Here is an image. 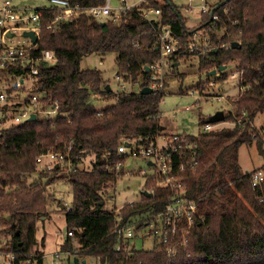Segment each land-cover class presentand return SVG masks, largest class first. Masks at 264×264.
I'll use <instances>...</instances> for the list:
<instances>
[{
  "label": "trees",
  "instance_id": "trees-1",
  "mask_svg": "<svg viewBox=\"0 0 264 264\" xmlns=\"http://www.w3.org/2000/svg\"><path fill=\"white\" fill-rule=\"evenodd\" d=\"M68 1L90 6L104 0ZM148 1L160 6L159 19H145L136 10L106 20L81 13L59 21L54 29L46 25L58 9L38 7L40 38L31 54L38 55L47 47L56 58L48 66H39L35 91L43 92L47 102L57 101L60 112L54 119L27 120L0 130V235L8 236L0 248L15 255V264H44L45 237L37 238V221L49 216L46 186L59 177L72 189L71 205L64 209L72 235L66 236L60 250L76 253V261L94 256L104 264H264V181L252 185V171H243L238 162L241 144H262L253 120L264 111V0H226L214 9L217 19L206 13L200 22L217 51L196 53L199 68H218L225 60L235 59L240 91L224 115V120L235 123L232 127L186 134L193 144L195 163L182 177L197 211L185 244H175L168 251L179 239L178 232L169 245L155 240L151 248H137L131 241L121 244L113 233L117 218L133 221L150 210L159 212L169 195L168 188L155 186L149 177L138 199L119 209L106 207V188L122 174L116 169L123 159L118 144L125 138L154 136L164 128L159 121L163 92H140L151 75L146 66L160 58L159 21L179 40L168 56L172 64L180 57L196 55L185 47V38L199 25L188 27L172 0ZM221 1L215 0L212 7ZM232 41L237 42L235 47ZM107 52L116 54L117 75L130 83L139 82L138 90L108 89L101 70L81 67L83 57ZM28 69L10 67L8 72ZM219 72L218 80L225 79L224 71ZM207 120L199 117L200 125ZM51 149L68 150L75 167L91 154V168L37 169L36 156ZM259 168L264 170V163ZM34 173L37 177L29 179ZM141 227L142 223L136 231Z\"/></svg>",
  "mask_w": 264,
  "mask_h": 264
},
{
  "label": "built area",
  "instance_id": "built-area-1",
  "mask_svg": "<svg viewBox=\"0 0 264 264\" xmlns=\"http://www.w3.org/2000/svg\"><path fill=\"white\" fill-rule=\"evenodd\" d=\"M162 3L163 0H156ZM214 1V0H213ZM210 0H199L193 3L188 0L186 10L192 12L193 8L200 9L201 20L204 14H209L212 19H217V15L211 12L214 2ZM57 8L58 13L46 27L54 29L59 21H66L87 13L94 18L109 16L112 19H119L122 13L128 10H136L142 17L148 20L159 19L161 14L160 6L149 5L148 0H104L102 3L90 6H81L78 3L70 5L67 0L66 5H49ZM42 12L38 8H18L10 3V0H3L0 5V130L10 125L22 124L30 120L32 113L35 119H54L59 114V104L57 101L47 102L43 92L35 91L37 87V76L39 66L43 63L50 65L55 61L56 54L53 49L44 48L38 55H32L40 38ZM156 38L160 50V58L149 67L151 71L148 85L153 91L163 92V62L176 50L178 38L168 25L159 21ZM25 31H32L36 35V41H32L30 36H25ZM185 47L192 53H205L214 46L209 39V33L205 25L202 30L196 28L185 38ZM197 55V54H196ZM27 66V71L12 74L8 72L10 67ZM219 73V70H216ZM237 76V71L232 74ZM219 76V74H218ZM120 76L117 75V78ZM214 82L208 83L214 86ZM222 95H217L219 99ZM190 110V107H185ZM220 122V121H219ZM219 122H205L202 124L200 132L215 129ZM264 139V128L259 132ZM187 133H169L161 129L154 136L143 138H125L117 146V152L123 159L116 164L118 171L131 174L132 171H123L125 159H139L144 162L146 168H139L134 171L141 173L147 178H151V183L155 186L165 187L169 190L164 209L159 212L149 211L141 218L133 221L121 222L119 218L114 224L113 233L121 244L133 242L148 235L153 242L162 241L169 245L172 237L180 232L179 239L168 251H173L175 244H185L186 235L193 224V216L197 211L196 202L186 193L185 183L182 173L187 167H193L195 163V151L192 142L187 138ZM70 146L67 147V149ZM39 169L52 170L55 167H63L75 170L77 166H72L69 152L62 150H48L38 154L35 158ZM250 179L252 185L256 186L264 181V170L258 168L251 172ZM67 209L70 207L67 205ZM143 218V219H142ZM142 223L138 231L137 226ZM67 235H72L67 231ZM1 247V246H0ZM120 243L116 248L119 249ZM55 251L51 253L50 264H60L63 252ZM0 264H15V255L12 252L0 248Z\"/></svg>",
  "mask_w": 264,
  "mask_h": 264
},
{
  "label": "rangeland",
  "instance_id": "rangeland-1",
  "mask_svg": "<svg viewBox=\"0 0 264 264\" xmlns=\"http://www.w3.org/2000/svg\"><path fill=\"white\" fill-rule=\"evenodd\" d=\"M2 2L3 0H0V5ZM52 2L53 0H10V3L18 8H38L49 6ZM172 2L180 8L188 27L199 25L197 28L202 30L204 24L198 23L201 20L199 8L194 7L192 12H188L186 10L188 0H172ZM193 3L198 4L199 0H193ZM109 18V16H101L97 19L106 20ZM221 31L216 34L220 36ZM115 56L114 52L92 53L83 57L80 65L82 68L101 70L103 78L113 91L138 90L139 82L130 83L121 76L117 78ZM224 63L223 71L226 78L218 80L220 72L216 71L213 75L208 74L214 67L199 68L197 55L180 57L174 64H172L169 57L164 60L162 67L164 78L163 97L159 104V121L161 126L164 127L163 131L194 135L201 130L199 117L208 118L218 110H222L226 115V111L232 109V100L236 98L240 91L237 84L238 75H232L236 72L237 62L235 59H230L225 60ZM211 81L215 83L214 86L208 85ZM216 94L222 95V97L217 99ZM95 101L98 105L104 104L101 100ZM187 106L190 107V110L185 109ZM234 124L230 119L223 120L215 126V129L232 127ZM253 126L258 130V133L260 129L264 128V111L256 115ZM259 138L262 141L261 145L253 141L250 144L243 143L238 148V162L243 171L251 172L264 163V139L260 135ZM92 160L93 155L85 156L77 165V168L83 170L91 168ZM123 166V171L132 172L131 174L122 172L115 183L106 188L108 196L106 207L108 208L119 209L123 204L138 199L141 190L147 189L145 185L146 177L141 173L134 172L140 167L146 168L143 161L129 157L125 159ZM38 167L37 169H39ZM35 177H37V173L32 174L29 179ZM46 192L49 195L47 204L49 216L37 221L36 236L40 238L44 235V264H50L51 253L61 251V243L67 236L64 209H67V205H71L72 189L64 177H59L47 184ZM141 237L135 242L137 248H151L153 245L152 238L148 235ZM7 239L8 236L0 235V244H3ZM75 258H77L76 253L63 252L60 264H104L101 263L98 257L94 256L80 257L77 263H75Z\"/></svg>",
  "mask_w": 264,
  "mask_h": 264
},
{
  "label": "water",
  "instance_id": "water-1",
  "mask_svg": "<svg viewBox=\"0 0 264 264\" xmlns=\"http://www.w3.org/2000/svg\"><path fill=\"white\" fill-rule=\"evenodd\" d=\"M226 0H223V1H221L220 3H218L217 5H215L213 8H212V10H211V12H213L214 11V9L215 8H217V7H219L221 4H223L224 2H225ZM25 36H30L31 37V39H32V41H36V35L32 32V31H25L24 33H23ZM237 45V42L236 41H232L231 42V46L232 47H235ZM215 51H217V48L216 47H214V48H212L211 50H210V52L212 53V52H215ZM45 64V66H48V64L47 63H44ZM224 67H225V65H221V66H219L218 68H213L212 70H210L209 72H208V74L209 75H213L215 72H216V70H223L224 69ZM146 70H149V67L148 66H146ZM106 88H110L109 87V85L107 84L106 85ZM152 91V89H151V87H149V86H143L141 89H140V92L141 93H148V92H151ZM35 118H36V115L34 114V113H32L31 114V116H30V120H35ZM224 120V112L222 111V110H218V111H216L214 114H212V115H210L209 117H208V120H207V122H219V121H223ZM144 193L145 194H148V195H150L151 193L150 192H146V191H144ZM78 261H76L75 260V263H77Z\"/></svg>",
  "mask_w": 264,
  "mask_h": 264
},
{
  "label": "bare ground",
  "instance_id": "bare-ground-1",
  "mask_svg": "<svg viewBox=\"0 0 264 264\" xmlns=\"http://www.w3.org/2000/svg\"><path fill=\"white\" fill-rule=\"evenodd\" d=\"M66 2H67V0H53V4L54 5H61V6H64V5H66ZM218 29V28H217ZM47 48V47H46ZM195 135V134H194Z\"/></svg>",
  "mask_w": 264,
  "mask_h": 264
}]
</instances>
